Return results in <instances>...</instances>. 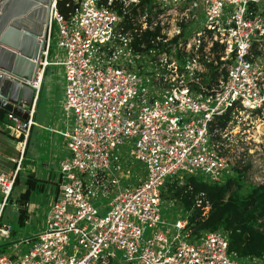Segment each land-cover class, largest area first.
<instances>
[{"label":"built area","instance_id":"2783aa9c","mask_svg":"<svg viewBox=\"0 0 264 264\" xmlns=\"http://www.w3.org/2000/svg\"><path fill=\"white\" fill-rule=\"evenodd\" d=\"M68 3L66 14L56 0L48 4L31 84L34 101L45 67L63 66L61 110L71 122L61 131L57 190L42 227L20 239V252H0V264H237L222 229L191 234L185 215L142 233L167 224L159 211L167 178L202 172L222 182L245 165L249 180L264 184V0ZM53 28L61 53L48 60ZM208 64L224 74L203 82ZM32 103L26 118L6 112V127L22 144ZM225 112L220 125L214 118ZM124 158L143 164L133 185L114 173ZM13 177L0 171L5 237L1 214ZM96 196L106 198L103 213ZM69 232L75 242L67 249Z\"/></svg>","mask_w":264,"mask_h":264},{"label":"trees","instance_id":"16d2710c","mask_svg":"<svg viewBox=\"0 0 264 264\" xmlns=\"http://www.w3.org/2000/svg\"><path fill=\"white\" fill-rule=\"evenodd\" d=\"M68 2L69 0H56V6L61 13L66 14L71 10V4ZM148 34L147 31L143 32L142 38L146 39ZM224 71V67L219 71L208 64L201 80H215L218 74L223 75ZM41 87L40 82L35 100L40 95ZM227 117L228 113L225 112L214 119L222 125ZM6 122V111L0 108V125L9 132ZM31 126L32 124L29 125L28 134ZM17 139L21 140L22 136L19 135ZM18 172L17 170L14 174L12 186L17 183ZM248 177L249 170L244 165L237 169L234 176L227 177L222 182L208 181L193 174H184L181 179L167 178L160 189V198L173 201L183 208L186 225L191 234L198 235L203 229L220 228L227 237L229 252L238 257L253 256L261 259L264 257V184L251 182ZM42 185L43 181L36 178L32 172L25 175L24 190L15 198L19 225H22L27 217L24 204L30 191L39 190ZM9 197L10 192L7 199H10ZM5 246L0 244V251H3Z\"/></svg>","mask_w":264,"mask_h":264},{"label":"crops","instance_id":"0c3cea01","mask_svg":"<svg viewBox=\"0 0 264 264\" xmlns=\"http://www.w3.org/2000/svg\"><path fill=\"white\" fill-rule=\"evenodd\" d=\"M45 72H46V67L40 79L41 84ZM40 95L37 98V100H35L37 96L36 94L34 101L32 100L33 103L30 109L31 110L30 118L32 120L31 123L32 126L27 136L26 143L24 140V143L22 144L21 140H18L15 134H13L11 131L7 132V130H5L4 127L0 125V171L6 172L8 174L9 173L15 174L17 170L19 171L17 183L13 185L10 190L14 192L15 188L16 187L18 188L16 189L15 193L10 194L9 197L11 203H13L15 207L16 220L18 215V207L15 198L19 192L24 190L25 175L28 172H32L36 178L43 181V185L39 190L35 189L30 191L28 200L24 204L25 211L27 213V217L25 221L33 219L36 217L37 214H39L40 216L38 219L39 229L43 225L45 211L49 207L57 190V179L59 177L57 162L60 157L66 154V149L64 147L61 131L67 125L66 123L67 121L64 118L65 115L61 110L62 99L57 100L55 99V97H53L52 99L50 93L48 95V100L51 102V104L50 103L46 104L45 110L41 116H38L36 114V108L38 106ZM32 98H33V94H32ZM62 116H63V120H62L63 126H61V120H60L61 119L60 117ZM42 144L44 145V147H46L45 153L43 151L44 148L43 149L36 148L37 145H42ZM19 154L21 155L19 160H17ZM124 161L128 162V159L124 158ZM142 173L143 170H140L139 175ZM10 193L12 192L10 191ZM45 200H46V206L39 211V203ZM36 201H39V203H37ZM170 202L173 203V201ZM178 206L183 210V208L180 205ZM105 208H106L105 201L103 204H100L97 207L99 213L104 212ZM1 222L9 225L8 236L11 234V232L13 235H15V230L12 229L9 223L3 222L2 220ZM23 246L25 247V245ZM3 251H6V246Z\"/></svg>","mask_w":264,"mask_h":264},{"label":"water","instance_id":"95a60500","mask_svg":"<svg viewBox=\"0 0 264 264\" xmlns=\"http://www.w3.org/2000/svg\"><path fill=\"white\" fill-rule=\"evenodd\" d=\"M50 1L0 0V108L21 118L32 101Z\"/></svg>","mask_w":264,"mask_h":264},{"label":"rangeland","instance_id":"374dc122","mask_svg":"<svg viewBox=\"0 0 264 264\" xmlns=\"http://www.w3.org/2000/svg\"><path fill=\"white\" fill-rule=\"evenodd\" d=\"M56 40H57V35L55 28H53L51 36H50V53L48 56V60H55L59 57L60 55V50L56 46ZM64 87H65V78H64V70L62 65H57V64H48L46 66V72L43 75V80H42V87H41V95L40 99L38 102V106L36 108V114L38 116H41L45 110L46 104L51 102L48 100V95L49 93L55 99H63L64 97ZM51 99V100H52ZM61 119V126H63V116L60 117ZM66 123L71 122V115L66 117ZM36 148L43 149L44 148V153H45V148L44 145H37ZM121 151H125L126 145L121 144L120 145ZM121 152H119L120 154ZM121 162V168L118 170H114V173L118 175L119 180L121 185H133L136 182V176L139 175L140 170L143 169V164L137 161L132 160L131 163L129 162ZM109 161L111 162V158H109ZM128 170V171H127ZM202 178H208V176L202 172L198 173ZM180 181V180H179ZM15 188V187H14ZM15 188L14 192L11 190L13 194L15 193L16 189ZM1 198V194H0ZM35 201V200H33ZM104 201L106 202V199L100 196H96L95 198H92V203L98 207V205L103 204ZM39 203V201H36ZM46 206V200L42 201L39 203V211ZM102 209V208H101ZM159 211H160V216L164 218L167 222V224H161L157 223L154 227H146L144 232L142 233V238H145L147 235H149L154 229H159L162 226H168L175 218L182 217L184 216L183 210L176 204L175 202L171 203L170 201L166 199H160L159 201ZM103 213V212H100ZM39 214L36 215L35 218L30 219L28 221H25L24 224L19 225L16 220L15 216V207L14 204L11 203L10 199H7L3 210L1 214V220L3 222H7L11 225L12 229L15 230V235L10 234L8 237L0 236V244L5 243L6 245V251L7 252H20L23 249V243L21 242L22 237L30 236L32 234H35L39 230ZM171 235V232L168 233V236ZM191 240V238H189ZM13 242L17 243V247L13 246ZM75 242V239L73 235L69 232V245L66 247L67 249L70 247V245ZM116 256L120 260L123 259L121 255V251L117 250L116 251ZM236 261L237 264H262L261 262L255 263L250 260H247L245 257H238L236 256ZM123 264V263H122Z\"/></svg>","mask_w":264,"mask_h":264},{"label":"bare ground","instance_id":"6f19581e","mask_svg":"<svg viewBox=\"0 0 264 264\" xmlns=\"http://www.w3.org/2000/svg\"><path fill=\"white\" fill-rule=\"evenodd\" d=\"M22 105H23V107H24V105H26L25 101H24V102H22Z\"/></svg>","mask_w":264,"mask_h":264}]
</instances>
